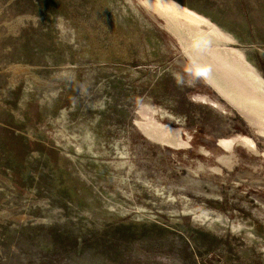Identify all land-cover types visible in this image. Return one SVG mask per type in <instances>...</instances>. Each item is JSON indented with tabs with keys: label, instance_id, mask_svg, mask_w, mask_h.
<instances>
[{
	"label": "rangeland",
	"instance_id": "rangeland-1",
	"mask_svg": "<svg viewBox=\"0 0 264 264\" xmlns=\"http://www.w3.org/2000/svg\"><path fill=\"white\" fill-rule=\"evenodd\" d=\"M247 3L0 0V264H264Z\"/></svg>",
	"mask_w": 264,
	"mask_h": 264
},
{
	"label": "crops",
	"instance_id": "crops-1",
	"mask_svg": "<svg viewBox=\"0 0 264 264\" xmlns=\"http://www.w3.org/2000/svg\"><path fill=\"white\" fill-rule=\"evenodd\" d=\"M255 9H254V13L252 15L253 18H251L249 15L251 14L249 12V4L247 3V5H245V7L243 6L240 11L242 13L243 16H245V18L243 19H223L222 18H218V19H210L211 21H213L221 30H226L228 32H230V30L234 29L235 26L237 27V29L243 31V32H251L252 36L250 34L251 37V42L252 44H257L259 46H264V9H260L261 7H259V5L255 4ZM248 15V17H247ZM228 35V34H226ZM243 35V34H242ZM229 36V35H228ZM231 36V37H230ZM229 37L234 41L239 40L238 38H243L240 37L238 35H230ZM246 41V39L244 40ZM243 41V42H244ZM249 44V43H248ZM259 54H254L256 58L253 59L256 60L257 62L259 61H264L262 59H264V52H258Z\"/></svg>",
	"mask_w": 264,
	"mask_h": 264
},
{
	"label": "bare ground",
	"instance_id": "bare-ground-1",
	"mask_svg": "<svg viewBox=\"0 0 264 264\" xmlns=\"http://www.w3.org/2000/svg\"><path fill=\"white\" fill-rule=\"evenodd\" d=\"M184 40V39H183ZM221 46V45H220ZM222 55V54H221ZM194 57V56H193ZM192 57V61H193V63L195 64V65H197V66H199V67H201V68H203V69H205V66H204V64H202L201 63V61H199V60H197V59H194ZM209 78V77H208ZM220 146H222L224 149H227L228 148V144L225 142L224 144H221ZM234 148V147H233ZM236 154V153H235ZM227 162V161H226ZM225 163V162H224Z\"/></svg>",
	"mask_w": 264,
	"mask_h": 264
}]
</instances>
